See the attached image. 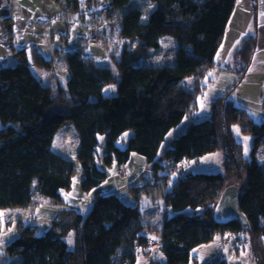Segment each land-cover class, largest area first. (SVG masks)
<instances>
[{
	"label": "trees",
	"instance_id": "trees-1",
	"mask_svg": "<svg viewBox=\"0 0 264 264\" xmlns=\"http://www.w3.org/2000/svg\"><path fill=\"white\" fill-rule=\"evenodd\" d=\"M67 1L73 11L80 10L79 0ZM102 1L105 5L90 14L102 8L99 16L108 25L83 33L82 39L91 33L101 41L116 37L118 46L109 54L112 64H100L80 47L60 50L68 78L57 87L36 76L30 65L53 68L56 58L44 55L37 45L16 48L10 26V50L18 62L0 68V210L38 205L41 196L52 204L65 202L62 191L71 189L76 167L71 158L53 150V142L66 122L79 136L76 158L85 191L98 188L107 177L98 167L100 160L108 166H124L133 152L154 164L158 176L164 167L177 169L183 160L221 150L223 170L179 175L165 195L166 206L174 213L166 211L161 225L144 219L139 202L129 205L116 193L97 190L85 216L69 209L42 234L39 226L20 221L6 253L20 256L18 264H136L152 253L138 256L155 233L160 235L157 248L164 253L165 264H189L196 257L195 248L228 230L248 232L255 257L264 262V120H255L234 101V87L212 101L208 118L193 120L173 146L162 151L169 132L185 118H194L210 70L217 67L241 76L248 71L256 33L241 41L232 63L218 65L216 59L238 0H85L95 6ZM166 36L178 45V65L166 61L142 65V59L157 50ZM119 75L121 83L115 91L111 87L119 84ZM57 104L66 109H56ZM236 125L254 135L250 159L235 136ZM127 131L133 135L121 147L117 142ZM159 155L166 163L158 161ZM243 172L247 184L240 207L249 227L236 221L220 224L214 218L217 203L228 179ZM151 264L161 263L154 259ZM213 264L229 261L217 259Z\"/></svg>",
	"mask_w": 264,
	"mask_h": 264
},
{
	"label": "rangeland",
	"instance_id": "rangeland-1",
	"mask_svg": "<svg viewBox=\"0 0 264 264\" xmlns=\"http://www.w3.org/2000/svg\"><path fill=\"white\" fill-rule=\"evenodd\" d=\"M11 1V0H7ZM57 6L61 9L63 15H74L77 11H73L71 5L67 0H54ZM259 11L264 10V0H258ZM105 5V2H101L98 5ZM107 4V2H106ZM257 7V3H256ZM93 9L83 8V11L76 14V26L73 28L70 47H75L80 44L83 48L98 50L101 54L96 55L99 58L96 59L100 64L111 65L109 54L113 52L115 47L118 46L115 38L99 40L96 38V45L91 46L84 37L81 41L78 37L85 32L96 31L103 28L104 25L99 14H102V8L93 14H89ZM258 11V8H257ZM82 12H87L85 17H81ZM146 13L148 11H145ZM252 17L246 18L244 26L247 24L250 26L251 33L256 32V16L258 12L251 11ZM226 39L223 44V48L220 50V56L226 49ZM61 44L60 47H63ZM225 47V48H224ZM46 56H49L46 53ZM230 54V52H229ZM228 54V57L224 59V63H232L234 60L233 53ZM56 65L53 68H43L30 63L31 69L36 76L42 78L44 82L57 87L59 83H66L68 78L67 65L64 56H60L59 53L55 55ZM233 58V59H232ZM217 59V58H216ZM179 49L176 41L166 36L161 39L160 47L154 50L152 53L146 55L142 61V65L155 66L161 62H168L172 65H178ZM11 63L12 65L16 64ZM264 67V51L257 54L251 65V71H249L244 78L234 71L226 70L222 68L214 67L210 70L204 84L207 86L204 92L198 98V109L192 118L194 121L206 119L210 116L211 103L219 95L227 92L228 89L234 87L231 93L232 98L236 99V103L243 102L250 108L254 118L257 121L264 120V101H259V88L262 82V76L259 75L260 68ZM119 84L113 85L111 88L116 91L121 83V77H118ZM108 90V89H107ZM201 100H203L204 107L201 108ZM56 109L65 110L66 107L60 104L55 106ZM239 128V133L235 128ZM236 138L244 145V149H247L245 155L250 159L252 157L253 139L252 133H243L241 126L236 125L233 127ZM127 133V136L125 134ZM133 135V131H127L123 134L122 138L118 140L117 144L121 147H125L128 139ZM179 136V135H178ZM177 136V137H178ZM176 137V138H177ZM248 139L245 140L244 138ZM101 143L104 141V137H99ZM79 145V136L74 129L71 122H66L59 131L55 134L53 142V150L67 158H71L74 161L76 172L73 177L72 186L70 190L62 191L65 202L59 204H52L50 201L41 196L39 197L38 205H24V206H11L3 208L0 213H3L0 223V245L2 256L0 258V264H18L21 259L18 257H11L6 253V246L18 235V223L21 221L24 225L35 224L39 226V233H44L52 225L54 218L64 215L69 209H76L83 213L85 216L92 208L95 200V193L97 190H101L102 193H116L125 203L134 205L137 202L141 204V211L144 219L148 222H152L158 225L162 224L166 211L169 215L174 212L166 206L165 195L172 190L176 183L178 176L182 175L185 171H191L194 173H216L223 170L224 153L219 150L208 153L196 159L183 160L177 165V169L172 166L164 167L158 171V176L154 173V164H149L145 158L133 152L130 161L124 166H118L113 164L112 166L106 165L102 160L99 161L98 167L104 170L107 177L103 180L102 184L91 191H85L82 189V172L80 164L76 158V152ZM263 148V147H261ZM102 152V149H101ZM158 161L166 163L162 155L158 156ZM172 170V171H171ZM171 171V172H170ZM169 175V177H167ZM167 178L165 184L164 179ZM247 184L246 172L241 175L232 176L228 179L227 189L231 187H237L244 189ZM189 209L185 210L188 212ZM152 237L156 239L150 240V243L160 242V235L153 233ZM71 244H72V239ZM193 254L196 256L192 258L189 264H213L217 259H226L229 264H264L255 257L252 242L250 240L249 233L246 231L232 233L230 231H220L216 234L215 239L208 243L201 245L193 250ZM158 259L161 264L166 263V257L160 248L155 249L150 256L137 259L136 264H151V261Z\"/></svg>",
	"mask_w": 264,
	"mask_h": 264
},
{
	"label": "crops",
	"instance_id": "crops-1",
	"mask_svg": "<svg viewBox=\"0 0 264 264\" xmlns=\"http://www.w3.org/2000/svg\"><path fill=\"white\" fill-rule=\"evenodd\" d=\"M79 1L81 2V8L77 13L83 11L84 7L91 10L100 6H95L94 2L93 6V3L90 5L85 2V0ZM258 6V0H238L225 35L226 49L220 56V50L223 48L225 41L224 39L217 53L216 58L218 65H224L223 61L228 57L229 52V55H231V52L234 55V51L240 45L241 41L251 34L250 26L248 27L249 24L246 26H244V24L247 17H250V15L252 17L251 11H255V8L256 12H258V16L255 15L257 46L252 63L257 54L264 51V10L259 11ZM77 13L73 16L70 14L63 15L61 9L57 6L54 0H11L10 2L7 0H0V68L15 63L17 59L10 50V26L13 28L14 45L18 49L23 47L30 48L32 45H37L44 55H47L46 53H48L49 57H55L57 53H60V50L65 53V51H71L76 49V47H80L86 52L91 53L94 58L98 59L99 57L96 55H100L101 53L96 49H92L93 47L86 49L80 46V44L75 47H70L72 31L77 22L75 17ZM86 13L87 12H82L80 16L83 18ZM90 13L91 12H89V14ZM80 36L78 38L81 39V41L84 40L82 39V35ZM61 44H64V46L60 47ZM225 64H228V62ZM251 65L249 69L251 68ZM249 69L241 80H244ZM257 72L262 76V82L260 83L259 88V101L263 102L264 67L260 68ZM234 101L236 102V99H234ZM242 101L243 102H239V105L246 107L251 112L250 108L245 103L246 100L244 99ZM262 117L264 116H261V119ZM192 122V118H185L176 128H173L163 143L162 151L164 152L166 149L172 147L175 138L186 131Z\"/></svg>",
	"mask_w": 264,
	"mask_h": 264
},
{
	"label": "water",
	"instance_id": "water-1",
	"mask_svg": "<svg viewBox=\"0 0 264 264\" xmlns=\"http://www.w3.org/2000/svg\"><path fill=\"white\" fill-rule=\"evenodd\" d=\"M242 190L237 187L226 188L217 203L214 218L220 224L239 222L243 227H249V221L245 213L241 210Z\"/></svg>",
	"mask_w": 264,
	"mask_h": 264
},
{
	"label": "built area",
	"instance_id": "built-area-1",
	"mask_svg": "<svg viewBox=\"0 0 264 264\" xmlns=\"http://www.w3.org/2000/svg\"><path fill=\"white\" fill-rule=\"evenodd\" d=\"M86 41L89 42V44H91V46H94L96 45V35L91 33V34H88L86 37H85ZM224 231H228V230H224ZM158 247V244L156 243H150L148 244L146 247H144L141 252L138 254V256H145V255H149L151 252H153L154 249H156ZM126 264H131L130 261H128Z\"/></svg>",
	"mask_w": 264,
	"mask_h": 264
},
{
	"label": "snow or ice",
	"instance_id": "snow-or-ice-1",
	"mask_svg": "<svg viewBox=\"0 0 264 264\" xmlns=\"http://www.w3.org/2000/svg\"><path fill=\"white\" fill-rule=\"evenodd\" d=\"M249 71H251V69H249ZM105 91L107 92L108 90L107 89H105ZM201 108H203L204 107V103H203V100H201ZM254 115V114H253ZM235 130H236V132L237 133H239V128L238 127H236L235 128ZM125 136H127V133L125 134ZM245 140H247L248 138L247 137H245L244 138ZM245 153L247 154V149H245ZM3 216V213H0V217H2ZM153 239H156L155 237H153ZM69 243H71V240H69Z\"/></svg>",
	"mask_w": 264,
	"mask_h": 264
}]
</instances>
